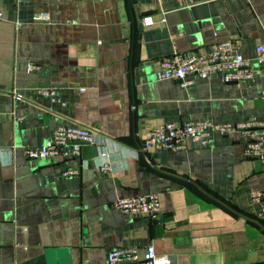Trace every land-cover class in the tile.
<instances>
[{"label": "crops", "instance_id": "crops-1", "mask_svg": "<svg viewBox=\"0 0 264 264\" xmlns=\"http://www.w3.org/2000/svg\"><path fill=\"white\" fill-rule=\"evenodd\" d=\"M189 1L0 0V264H109V249L142 254L149 244L175 264H264L258 226L167 174L264 224L251 198L264 189V163L244 157L241 137L215 134L178 151L142 146L166 122L264 116L256 62L239 82L157 80L160 58L175 50L206 52L233 37L253 58L264 43V0ZM37 12L49 18L34 20ZM63 124L94 130V143L63 162L24 154ZM149 193L160 201L155 218L112 205Z\"/></svg>", "mask_w": 264, "mask_h": 264}, {"label": "built area", "instance_id": "built-area-1", "mask_svg": "<svg viewBox=\"0 0 264 264\" xmlns=\"http://www.w3.org/2000/svg\"><path fill=\"white\" fill-rule=\"evenodd\" d=\"M181 7L189 6V0H180ZM2 13L0 11V18ZM48 12H37L34 20H47ZM162 22L165 21L163 17ZM145 25L153 23L150 15L143 17ZM256 62L264 68V43L255 46L253 58L245 57L240 49V43L233 37L216 41L206 52L173 51L159 60L156 71L157 80L171 79L182 87L190 86L194 78L209 79L213 76L221 82H239L250 79L253 75L252 63ZM28 70L32 65H28ZM85 88H80L83 91ZM35 91L45 95H53L52 88H36ZM17 98L21 94L16 93ZM264 99V86L261 90ZM215 134L221 137L236 135L243 139V155L251 160L264 163V116L246 118L233 122H212L209 120H187L181 123L166 122L151 128L142 142L145 149L178 151L185 149L188 142L205 146ZM94 130L79 125H59L50 139L38 146L24 147V154L31 159L48 158L63 162L67 158L80 154L85 144H93ZM100 154L107 156L106 151ZM108 172L110 165L103 162L98 168ZM65 176L77 174L76 169H66ZM251 198L259 205L256 213L258 218H264V189L253 191ZM116 210L122 214L147 216L155 218L160 211L159 197L155 193L117 198L112 202ZM109 264H175L170 258L157 252L153 244L146 245L140 254L137 246H117L109 249L106 254Z\"/></svg>", "mask_w": 264, "mask_h": 264}, {"label": "water", "instance_id": "water-1", "mask_svg": "<svg viewBox=\"0 0 264 264\" xmlns=\"http://www.w3.org/2000/svg\"><path fill=\"white\" fill-rule=\"evenodd\" d=\"M139 148L140 145H138ZM161 172H163L162 170H159ZM167 173V172H164ZM168 175H173L175 177H178L179 179L186 181L192 185H194L199 191H201L204 195H206L207 197H209L210 199L214 200L215 202H217L218 204H220L221 206H223L224 208H226L227 210H229L230 212H232L233 214L237 215L238 217L249 221L253 224H255L256 226H258L263 232H264V224L259 221L256 218L247 216L239 211H237L236 209L232 208L230 205H228L227 203H225L224 201L220 200L219 198H217L216 196H214L213 194H211L210 192H208L204 187H202L198 182H196L195 180H192L190 178L184 177V176H178L175 174H171V173H167Z\"/></svg>", "mask_w": 264, "mask_h": 264}]
</instances>
